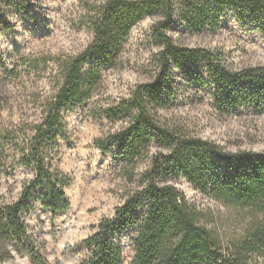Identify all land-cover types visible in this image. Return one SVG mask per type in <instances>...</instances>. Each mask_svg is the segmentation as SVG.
Instances as JSON below:
<instances>
[{
	"label": "trees",
	"instance_id": "obj_1",
	"mask_svg": "<svg viewBox=\"0 0 264 264\" xmlns=\"http://www.w3.org/2000/svg\"><path fill=\"white\" fill-rule=\"evenodd\" d=\"M14 9L24 11L21 0H0V22L7 23ZM227 12L264 35V0H107L88 8L92 41L63 66L60 86L23 152L34 177L17 201L0 205V264L13 258V249L37 256L22 215L35 208L38 189L54 214L68 208V182L52 166L51 146L64 131L65 114L90 99L102 74L116 67L132 30L149 17L159 18L152 35L161 49L154 80L103 110L108 120L127 124L97 141L100 150L120 158L129 180L139 179V184L115 215L102 219L80 244L88 252L81 264H123V247L112 235L125 230L134 231L131 264H264V153L229 152L164 126L158 118V110L172 102L175 71L206 87L222 115L239 110L264 114V66L231 70L219 54L177 45L168 35L176 25L193 35L217 32ZM153 146L166 152L152 153ZM143 160L148 166L136 173ZM171 177L185 178L204 197L235 209L242 220L239 231L224 236L210 227L203 212L167 183Z\"/></svg>",
	"mask_w": 264,
	"mask_h": 264
},
{
	"label": "rangeland",
	"instance_id": "obj_2",
	"mask_svg": "<svg viewBox=\"0 0 264 264\" xmlns=\"http://www.w3.org/2000/svg\"><path fill=\"white\" fill-rule=\"evenodd\" d=\"M106 1L21 0L24 11L14 9L7 23L0 22V205L17 201L23 185L33 179L35 171L23 157L27 142L60 86L63 66L92 41L88 8ZM158 21V17H149L137 25L116 67L102 74L88 101L65 114V128L51 146L50 160L68 182L64 192L69 206L54 214L43 205L38 189L35 208L22 215L37 256L13 249V258L3 264H81L88 252L80 244L96 232L102 219L113 217L127 194L138 187L139 179L129 180L120 158L100 150L97 141L127 124L108 120L103 110L129 99L137 86L154 80L161 49L152 35ZM168 35L177 45L219 54L231 70L264 66V35L239 22L231 12L224 15L217 32L193 35L176 25ZM200 73L205 76L204 71ZM191 78L175 71L172 102L158 110L162 125L214 142L229 152L264 153V114L239 110L222 115L208 89ZM162 150L153 146L151 152ZM147 166L148 160H143L136 173ZM167 183L203 212L210 227L224 236L239 231L242 220L235 209L204 197L185 178L171 177ZM133 236L130 230L112 235L123 247V264L134 259Z\"/></svg>",
	"mask_w": 264,
	"mask_h": 264
}]
</instances>
